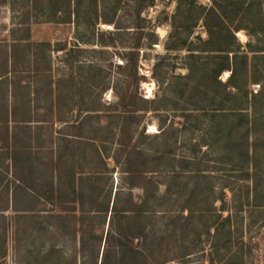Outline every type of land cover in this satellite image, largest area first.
<instances>
[{"label": "trees", "instance_id": "1", "mask_svg": "<svg viewBox=\"0 0 264 264\" xmlns=\"http://www.w3.org/2000/svg\"><path fill=\"white\" fill-rule=\"evenodd\" d=\"M9 1L19 2L25 12L9 31V41L0 43V90H4L0 98V160L9 164L12 182L6 191L10 192V204L7 200L0 212L7 210L13 201L16 204L18 197L24 198L23 210L14 208L16 214H22L30 223L25 229L28 244L23 264H64L67 262L64 249L52 239L67 235L78 237L81 256L78 264H167L168 261L157 256L156 243L160 246V241L151 232L156 225H163L161 218L165 216L157 210V203L173 198L182 200V205L172 218L171 236L179 235L182 244L188 235L193 239L204 236L211 240L209 247L218 257L219 247L231 239L233 224L243 220V210L249 213L264 210V0H209L208 7L197 0H172L173 12L169 17L158 16L156 24L169 22L170 32L163 48L166 54L184 51L181 61L186 73L166 79L165 72H171L165 63L168 55L157 57L151 76L158 87L159 99L150 102L138 92L140 81L145 79L138 73L137 62L142 49L157 44L154 30L145 31L144 24L151 21L141 17L154 6L155 0ZM123 16L125 20H121ZM32 20L72 24L76 41L84 45L128 48L121 55L123 65L115 67L132 84L129 88L109 84L107 77L100 75L102 69L98 65L72 60L68 82L74 81V77H85L79 79L82 89L85 85L87 89H99V93L110 89L116 101L86 105L82 96L74 101L76 92L65 93L66 114L75 108L78 112L75 122L67 123L65 115L62 112L59 115L56 109L59 103L56 87L59 88L60 81L52 82L50 76V45L29 41ZM98 24L111 26L113 30L98 32ZM198 27L204 29L205 40L195 33ZM240 31L248 38L243 44L236 36ZM90 33L86 39L84 36ZM105 35L106 42L102 40ZM128 35L132 36L129 45L121 41ZM54 50L63 52L65 48ZM40 54L45 58V70L37 67ZM20 66L28 75L24 101L17 94L25 86L9 80ZM225 73L228 76L223 82L220 76ZM251 85H258L259 90L253 93ZM31 95L35 96L29 98ZM38 109L49 114L57 112L56 122L71 130V135L63 137L69 143L64 151L69 152L71 159L86 162L91 148L95 158H111L120 167L123 188L114 193L112 200L100 195L99 171L92 177H76L73 165L60 169L59 160L37 164L40 159L33 150L43 141L40 129L33 134L30 124H47L48 118L34 117L32 114ZM149 110L156 112L159 120V133L153 139L161 140L163 145L156 150L141 147L149 137L143 130L136 131L143 114ZM161 111L179 117L180 129L172 123L165 126L166 115L160 114ZM100 118L105 119L104 124ZM179 132H198L201 136L194 141L189 158L176 157L170 150L169 144L176 142ZM114 145L117 149L112 151ZM202 148L209 149L202 154H210L211 170L196 158ZM147 157H152L149 164ZM41 166L44 171L48 166L53 174L57 172L56 180L53 175L43 177L38 172ZM104 170L106 173L107 167ZM160 185L162 194L158 193ZM134 189L141 192L136 201L131 194ZM226 191L231 194L229 201L225 199ZM37 203L43 208L35 210L30 206ZM207 203L208 208L204 207ZM215 203L219 204L218 209ZM39 216H46L43 221H48V226L42 223L41 227ZM51 220L55 221L53 229ZM183 250V258L191 255L188 245ZM214 260L209 259V264Z\"/></svg>", "mask_w": 264, "mask_h": 264}, {"label": "rangeland", "instance_id": "2", "mask_svg": "<svg viewBox=\"0 0 264 264\" xmlns=\"http://www.w3.org/2000/svg\"><path fill=\"white\" fill-rule=\"evenodd\" d=\"M198 4L208 7L210 5L209 0H197ZM175 7V2L172 0H155L154 6L152 8L147 9L144 13H142L141 17L146 20H150L151 23L145 25V31L148 29L154 30V33L157 36V44L152 46L150 49H142L139 52V58L137 62L138 73L143 76L145 80H141L139 83L138 92L142 96V98L147 99L149 102L153 99L158 101L159 90L155 85L154 80L151 76V68L152 65L156 62L157 57H163L168 55L165 63H168V68L171 69V72H165V78L170 79L173 74L184 75L186 70L184 68V63L181 61L183 56L185 55L184 51L171 54H166L163 48V44L167 40V37L170 32L169 22L166 21L163 24L157 26L156 19L158 16H167L169 17L173 12ZM25 9L21 7V4L16 1V3L11 4L9 0H0V43L9 41V31L16 27V24L19 20L22 19L23 13ZM126 17H122L121 20H125ZM29 41L32 43H47L49 44L48 53H50V66L51 72L50 76L52 82L60 81L58 87H56L57 95H58V106L57 111L59 115L61 112L65 115L64 121L67 123H74L75 119L78 117V112L75 111L76 108L66 114L65 106L67 103L68 96L65 93L74 91L75 99L78 96H82L84 98V103L86 105H93L91 103H99L103 105H108L116 101L111 90H107L104 93H99V89H87L88 86L85 85L84 89H82L79 83V79H85V77H74V81L68 82V74L72 70H69V63L72 60H76L84 63H92L98 65L101 70V76L107 77L106 81L109 84L117 83L118 86L121 85L122 88H129L131 81H126L123 77H121L115 66L123 65L124 61L121 58V55L126 53L128 48H121V46L116 47H102L99 44H91L84 45L78 43L75 39L74 28L72 24H59V23H46V22H37L33 23L29 22ZM98 32H107L113 30L111 26L98 24L96 26ZM195 33L199 34L200 37L205 40L207 35L204 32L202 27H198L195 29ZM19 35V34H18ZM88 36H84L88 39ZM238 40L243 44L248 38L246 37L243 31L236 33ZM107 35L102 37L104 42L107 41ZM121 38V37H120ZM121 41H126V44H132V36L128 35L125 38H121ZM62 46L65 48L63 52H56L54 49ZM67 51V52H66ZM67 54V56H63ZM177 54V57L175 56ZM47 60V58H46ZM164 63V65H165ZM175 66H174V65ZM174 67L173 69L171 67ZM37 67L45 70V58L43 54L39 55L37 60ZM2 71L0 65V72ZM164 74V69L162 70ZM228 74H222L220 76L221 81H225ZM27 73L22 66L19 67L17 73L11 75L9 80L11 82L20 83L19 86L25 88L21 89L17 94L21 101H24L25 94L27 92ZM132 84V83H131ZM54 87V83H53ZM73 87V88H71ZM4 89V88H3ZM253 93H256L259 90L258 85H251L249 87ZM4 90H0V98ZM102 94V95H100ZM35 95L29 96V98L34 97ZM28 97V96H26ZM55 99V93L54 97ZM10 100V99H9ZM79 101V99L77 100ZM12 102V100L10 101ZM157 102H155V105ZM149 107H153V104H150ZM56 113L53 112L49 114L44 109H38L34 112V117H48L47 124H36L31 123L33 129V134H35L38 129H40V139L43 141L40 143V147L38 149H34L35 156L40 160L37 164L41 163H54L55 160H59L61 165H59L60 169H67L68 165H73L74 173L77 175H90L93 176V173L99 171L101 172L100 177V195H107L112 200L115 192L119 191V189L123 188L122 185V175L119 170V166L114 163V161L109 158L104 160L97 159L91 154V148L87 152L88 159L86 162H78L77 159H71L69 156V152H65V146H68L69 143L63 141L65 135H71V130L67 129L66 124H62L56 122ZM156 112L151 110L147 111L143 114V118L141 120L140 125L137 128V133L143 130V134L148 136L146 140L142 143L141 147L145 149H160L162 147V141L158 139H153L155 135L159 133V120L155 116ZM162 115H166V124L165 126H169L172 123L174 128L180 129L181 127V119L177 116H173L170 112H159ZM105 119L100 118V123L104 124ZM43 125V126H40ZM46 125V126H45ZM69 128V127H68ZM22 136L23 133L21 132ZM200 135L198 132H194L191 134L190 132L186 133H177L176 142H171L169 144L170 150L176 157L189 158L191 157V149L194 141L200 139ZM96 144L97 141H96ZM117 149V145H114L112 151ZM205 148L201 149L196 156L197 159H201V165L203 167H207L211 170L212 161L210 160V154H202ZM149 153V152H148ZM150 155V154H149ZM202 157V158H201ZM150 158L147 157L148 164L150 163ZM73 160V161H72ZM103 160V161H102ZM165 162V160H162ZM208 163V164H202ZM37 166V165H36ZM43 166V165H42ZM39 167V173L43 177H52L53 180H56L55 176H58L56 172L53 174V170L48 166L46 167V171L44 167ZM9 169V164L7 162H3L0 160V208L3 207L5 202L8 200V204H10V195L7 193L8 189L12 187L11 182V174ZM105 167H107V172L105 173ZM38 170V169H37ZM83 173V174H82ZM105 175V176H102ZM150 175V174H147ZM214 176H218V174L212 173ZM182 180H184L182 178ZM159 194L163 193V186H159ZM131 194L134 197L135 201L138 199V196L141 195L140 190L134 189L131 190ZM231 194L226 191V200L229 201ZM24 198L18 197L16 200V204H11L7 210L0 212V264H23V252L25 246L28 244V235L26 232L27 224H30L22 218V214H17L14 212V208L23 210L25 207V203L23 201ZM26 199V198H25ZM164 199L159 200L157 203V210L162 211L165 216L162 223L163 225L155 226L151 232L153 238L160 241V246L156 243V247H159V252L157 256L160 257L161 260L168 261L167 264H181L185 262V264H209V259H215L213 264H264V210L259 209L256 212H248V210L244 209L242 212L243 220L237 223H234L233 228L231 230V239L225 245L220 246L218 249V257L215 256V251H213L212 247H209V242L211 240H207L206 237L201 236L199 238L193 239L191 235L186 236L184 244H182L179 240V235L175 234V236H171V232L173 229L172 218L175 217V213L178 208L182 205V200L176 199L174 200ZM159 205V206H158ZM5 206V205H4ZM33 209L37 210V208L42 209L43 206H39L37 204H30ZM219 204L215 203V209H218ZM204 207L208 208V203ZM205 208V209H206ZM24 214V213H23ZM54 217L56 215L52 214ZM223 217L226 216L225 213L222 214ZM40 217V225L42 227V223L44 226H48V221L44 222L43 219L46 216ZM159 217V216H157ZM160 221V219H158ZM54 220H51L50 223L53 225L51 229L55 228ZM39 225V228H40ZM106 230V228L104 229ZM41 232V231H40ZM189 234V233H187ZM193 239V241H191ZM53 243H56L58 247L62 246L64 249V255L67 257V262L64 264H74L72 260H75V264H78L80 261V253H78V237L74 238L70 235L59 237L55 236L52 239ZM187 241V243H186ZM191 241V242H190ZM184 245L189 246V251L191 255L187 258H183L182 252ZM102 250V245L100 247V252ZM221 257V258H220ZM221 259V262H218L217 259ZM180 259V261H179ZM185 259V260H181Z\"/></svg>", "mask_w": 264, "mask_h": 264}]
</instances>
